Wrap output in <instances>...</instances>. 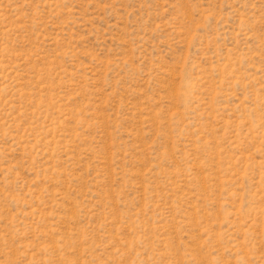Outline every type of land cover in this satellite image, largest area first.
Here are the masks:
<instances>
[{"label": "rangeland", "instance_id": "374dc122", "mask_svg": "<svg viewBox=\"0 0 264 264\" xmlns=\"http://www.w3.org/2000/svg\"><path fill=\"white\" fill-rule=\"evenodd\" d=\"M0 264H264V0H0Z\"/></svg>", "mask_w": 264, "mask_h": 264}]
</instances>
